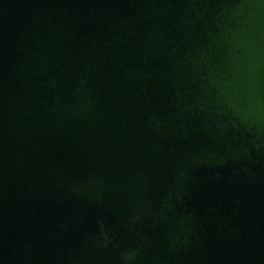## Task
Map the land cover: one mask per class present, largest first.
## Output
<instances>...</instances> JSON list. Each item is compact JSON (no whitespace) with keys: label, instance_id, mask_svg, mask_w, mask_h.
<instances>
[{"label":"water","instance_id":"obj_1","mask_svg":"<svg viewBox=\"0 0 264 264\" xmlns=\"http://www.w3.org/2000/svg\"><path fill=\"white\" fill-rule=\"evenodd\" d=\"M0 264H264V0H0Z\"/></svg>","mask_w":264,"mask_h":264}]
</instances>
